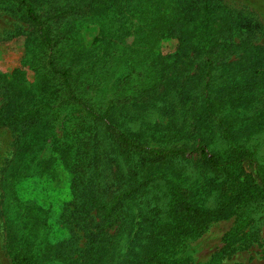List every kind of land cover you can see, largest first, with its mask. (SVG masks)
Listing matches in <instances>:
<instances>
[{"label": "trees", "instance_id": "trees-1", "mask_svg": "<svg viewBox=\"0 0 264 264\" xmlns=\"http://www.w3.org/2000/svg\"><path fill=\"white\" fill-rule=\"evenodd\" d=\"M0 1L29 28L25 68L0 74V129L18 133L1 178L9 264H186L184 243L209 224L249 200L264 211V45L231 40L245 24L220 0H71L43 12ZM167 99L189 104V123L133 128L138 107L165 114ZM189 135L194 148L169 146ZM181 161L208 174L200 189ZM55 168L72 174L65 228L85 229L88 211L97 218L84 247L54 240L51 209L15 194Z\"/></svg>", "mask_w": 264, "mask_h": 264}, {"label": "rangeland", "instance_id": "rangeland-1", "mask_svg": "<svg viewBox=\"0 0 264 264\" xmlns=\"http://www.w3.org/2000/svg\"><path fill=\"white\" fill-rule=\"evenodd\" d=\"M30 1L38 12H43L48 9L60 8L71 0ZM220 3L243 20L245 24V28L234 30L231 40L237 41L249 34L248 39L251 42L264 45V0H220ZM71 25V28L75 29L77 22L68 23L63 29L67 30ZM28 31L29 28L22 21L19 10L0 1V74H8L19 67L25 68L22 64L23 41ZM172 46L173 42L167 43L163 52L171 54ZM194 68V66L191 67L189 73L194 72ZM29 76L31 75L29 74ZM169 77L171 80L175 78V76ZM261 99L264 101L263 96ZM4 104L5 94L0 87V108ZM188 106L189 104L181 106L174 99H167L165 108L167 113L165 114H161L155 109L149 110L148 108L142 109L138 107L140 110L136 111L133 128L139 127L137 124L141 126L158 125V123L167 125L171 121L180 122L182 118L185 119V123H189V117L186 114ZM235 111L240 112L239 109H235ZM190 129L188 128V130ZM262 135L257 142L260 143L258 152L261 156H264V133ZM17 136L16 129H0V264H9L5 256V234L3 230L5 199L1 191V178L3 169L12 157ZM161 140L163 142L167 139L161 138ZM146 141L152 148L164 146L155 142L152 137L146 139ZM196 144V138L189 135L184 139L173 141L169 146L176 149H189L194 148ZM191 158L190 160L193 161L195 156L192 155ZM244 166L248 172H252L253 168L251 165L245 164ZM162 168L163 174H167V166ZM178 168L181 170V176L185 178L186 184L193 188L200 189L203 178L208 177V174L195 170L191 162L181 161L178 164ZM71 176L72 174L67 173L63 168H55L52 172H48L45 175L20 181L14 191L17 197L23 201L35 202L44 208L51 209V222L54 228L51 236L54 240L65 239L71 235L73 239L77 240L76 244L78 247H84L88 243L89 234L96 232L93 226L96 224L97 218L93 211H88L87 216L89 217L86 221H89V223L87 225L85 222L87 225H85V229L73 228L70 232L65 228L63 217H65V221H67L68 217H66L67 212L62 211L66 208L68 210L72 209L68 205L71 197L69 194L71 192ZM165 178H167L166 175ZM220 179L218 177L214 180L215 182H220ZM158 184V186H163L161 181ZM249 202V204L234 210V213L227 219L209 224L199 237L186 240L182 253L187 258L186 264H204L214 256L216 257L215 264H264V213H262L264 211L257 208L256 200H249ZM59 215L62 216L59 218ZM237 216H241V218H237ZM247 217H249L248 221H246ZM237 219L245 221L241 223ZM231 229L234 230L227 236ZM113 232L114 229L108 230L105 233L106 237L112 235Z\"/></svg>", "mask_w": 264, "mask_h": 264}]
</instances>
